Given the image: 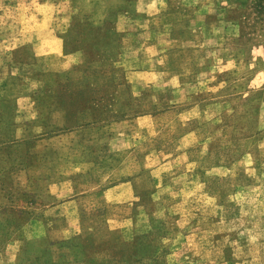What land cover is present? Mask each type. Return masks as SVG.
<instances>
[{
	"label": "rangeland",
	"instance_id": "374dc122",
	"mask_svg": "<svg viewBox=\"0 0 264 264\" xmlns=\"http://www.w3.org/2000/svg\"><path fill=\"white\" fill-rule=\"evenodd\" d=\"M132 1L0 0V264H95L115 239L155 232L151 264L264 262V0H172L186 8L182 21L159 33L204 28L195 78L172 91H132L118 64L119 13L130 11L123 30L143 21L127 7ZM109 42L110 53L85 63L83 55L76 65L66 58ZM145 116L154 128H133ZM195 127L197 139H184ZM132 132L141 142L135 154L117 153ZM129 176L133 222L111 231L106 221L125 208L100 196ZM56 194H66L60 203L83 195L68 239L58 234L65 218L46 214ZM206 228L224 237L214 254L185 241Z\"/></svg>",
	"mask_w": 264,
	"mask_h": 264
},
{
	"label": "crops",
	"instance_id": "0c3cea01",
	"mask_svg": "<svg viewBox=\"0 0 264 264\" xmlns=\"http://www.w3.org/2000/svg\"><path fill=\"white\" fill-rule=\"evenodd\" d=\"M120 5L121 4H119V6ZM126 5L136 14L143 15V21H139L140 23H136V21L131 19L130 23L138 25L137 28L131 27L133 28L132 32H130V29L123 30V24L129 21V17L127 16L130 11H122L118 15L117 27L119 31H122V34L124 33L121 38L120 49L122 54L120 58H122L123 55H129L125 59L119 58L118 64H122L123 62L122 66L125 69V75L128 79V83L131 84V90L133 91V88L142 85L148 86L162 84V88L164 90L166 89L172 91L181 87L183 84L190 82L191 79L193 80L197 73L195 70L196 67L201 66V63L197 64L198 62H196L197 60L194 56L196 48L199 47V42H201L197 35L200 33L202 34L204 30L203 25H194L193 27H190L188 31H185V34H180L179 37L172 36L171 34H169V36H166L165 34L164 36V33H159L161 31V27H176L178 19L179 21L181 20V18H178L177 16H180V13H182L180 11L184 12L186 8L174 6L172 0H134L130 4ZM188 7L189 13H195L194 8L191 6ZM150 17H153L156 20L158 19L160 24L157 22L155 26H152ZM143 22L144 24H141ZM158 35L164 36V39L156 37ZM184 36L185 38H182ZM176 48H180V50L177 51L175 50ZM56 53L59 54L58 47L56 48ZM81 55L83 54L76 52L66 56V58L71 65H76L80 62L81 58H83ZM199 109H203V106L198 104L195 107L186 109L183 113L189 114L190 112L198 111ZM154 124L155 120L147 116L137 117L133 120V128L136 130L139 128L143 129L144 127H147L149 130L150 127L154 128ZM197 134H199V130L195 127L189 130L183 138L189 140L196 137L197 139ZM139 139V135L132 132L130 136L118 141L122 144L116 149L117 153L132 152L131 154H135L133 151H135V148H137V146L141 143ZM152 151L153 150H148L146 153L147 157L152 156ZM129 177L130 178H124L117 185L107 187L101 193L100 199L103 204L125 208V210L122 209V215H114L115 217L106 221L107 226L111 231L121 230L125 227L128 228L129 225H132L133 221L129 208H131L133 203L137 200L135 194L137 188L135 178L132 176ZM66 190L62 189L61 193L66 192L67 195H69L71 193V187L68 186ZM159 194L160 192L157 190L153 197ZM65 195L56 194V202L48 206L46 210V214L48 216L53 218H65L67 228L63 229L61 233H58L61 239H68L70 236L76 234V231L78 230V200L83 196L81 195L77 198L72 197L69 201H63L60 203V199H64ZM85 195L86 197L88 196L87 194ZM185 219L186 217L182 216L177 222L182 223L183 225ZM223 240L224 237H222L219 232L207 228L197 230L196 232H188L185 236V241L192 251H195L198 254L206 255L218 252L220 249L219 243ZM203 244L205 246L209 245L211 250L205 251L201 248ZM241 264L258 263L255 259L249 258L245 259V261H241ZM261 264H264V262Z\"/></svg>",
	"mask_w": 264,
	"mask_h": 264
},
{
	"label": "trees",
	"instance_id": "16d2710c",
	"mask_svg": "<svg viewBox=\"0 0 264 264\" xmlns=\"http://www.w3.org/2000/svg\"><path fill=\"white\" fill-rule=\"evenodd\" d=\"M110 47V42L96 45L93 50L88 51L89 55L86 52L87 50H81L84 56V63L91 57L96 58L108 52L110 53ZM157 234L159 232L142 234L135 236L132 240L123 239L120 241L115 239L114 242L112 241L113 243H109V256L95 264H141L143 261L151 264L155 262V254L158 249V244L155 241V235Z\"/></svg>",
	"mask_w": 264,
	"mask_h": 264
}]
</instances>
